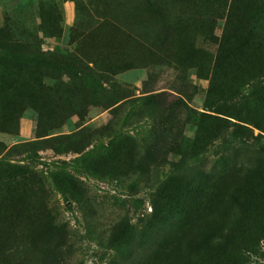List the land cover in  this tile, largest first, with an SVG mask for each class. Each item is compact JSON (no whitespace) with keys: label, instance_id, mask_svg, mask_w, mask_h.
<instances>
[{"label":"rangeland","instance_id":"1","mask_svg":"<svg viewBox=\"0 0 264 264\" xmlns=\"http://www.w3.org/2000/svg\"><path fill=\"white\" fill-rule=\"evenodd\" d=\"M160 1L0 0V264H264V2Z\"/></svg>","mask_w":264,"mask_h":264},{"label":"trees","instance_id":"2","mask_svg":"<svg viewBox=\"0 0 264 264\" xmlns=\"http://www.w3.org/2000/svg\"><path fill=\"white\" fill-rule=\"evenodd\" d=\"M260 1L264 2V0H260ZM179 2L183 3L182 0H180ZM161 3H162V5L160 7V13H162V12L164 13L167 10L166 9L167 8L166 7L167 3L165 2V0H161L160 4ZM181 7L184 8V9H180L179 14H181L183 17H190V20H191V18L196 16L195 13H196L197 8H196V3L195 2H193V6H192L193 9L192 8L191 9H187V8L185 9L184 5H182ZM189 12H190V14H189ZM7 47H10L12 49L20 48V46L15 44V43H12V42L7 43L6 40H4V41L0 40V49L4 50ZM62 63H65V61L63 60ZM214 69L215 68L213 67L212 72H211V77H210V80H209V91L207 92L206 99H205L204 112L197 113L193 109H191V107L188 106V103L186 101H184L183 99H178V103L182 106V110H183L182 111V115L187 119V122L193 123L197 127L196 137H195L194 141L192 143H190V144H186V148H185L186 152L191 151L196 146H200V144L202 143V140L208 136L207 135V131H206V126L212 124L213 122L221 123V124H224L226 126L229 125L231 128L233 127L232 128L233 132H239V131L248 132L247 128L244 127V126L235 125V124L231 123V121H229L227 119L215 117L214 115L208 114L206 112V111H209V112H212L214 114L224 115L226 117H230L228 115L223 114L224 110H222L220 108H215V106H214L215 104H214L213 100L216 98V87H215V80H214V72H215V70ZM122 71H123V69L119 68L118 66H112V67L107 68L104 71V74L106 76H108V77L110 76V77L114 78L117 75H119ZM257 88H258V86H257L256 83L253 82L252 84H249L247 90L243 92V98L242 99H245L246 96L255 98L256 93H258V89ZM260 91H264V87L261 88ZM209 109H212V111H210ZM236 120L239 121L240 123L247 124L244 121L243 118L236 119ZM11 125L12 124H11L10 121H8L7 123L0 122V129L2 131L9 132L8 129H9V127ZM180 136L182 137L183 134H181ZM15 146L16 145L12 146L10 149L15 148ZM4 150H6V148H4L3 151ZM10 250L11 249H7L4 252V255L8 254V251H10ZM15 253L16 252H14V254H12L14 258L16 257Z\"/></svg>","mask_w":264,"mask_h":264}]
</instances>
